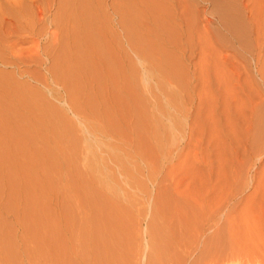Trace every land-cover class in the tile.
<instances>
[{
  "label": "rangeland",
  "instance_id": "374dc122",
  "mask_svg": "<svg viewBox=\"0 0 264 264\" xmlns=\"http://www.w3.org/2000/svg\"><path fill=\"white\" fill-rule=\"evenodd\" d=\"M32 1L22 0L24 6L22 4L23 12L20 20L16 17L17 21L11 20V23L5 26L6 28L4 26L0 28V38H2L0 41V84H3V86L0 85V106L2 107H0V129L3 131L0 130V264H56L55 259L52 260V258L57 257L56 252L60 248L56 245L59 235L57 229L54 231L56 233H52L51 229L57 223L61 224V221L66 222V227L72 225L71 228L68 227V233L72 238L70 240H75L72 244L75 243L73 247L76 256L71 259L72 256L63 255V258L60 257V264H65L64 258L66 264H71V262L72 264L73 262L74 264L85 262L86 264H91V262L100 264L99 262L104 259L103 264L106 262L107 264H264V0H173V4H180L177 6L178 9L175 8V4L168 3L171 0L168 2L165 0L169 5L175 6L173 9L170 8L172 11L164 0H159L162 3L165 2L164 5L167 6H163V9L165 7L163 11L158 9L161 6L157 5L156 11H153L156 12V17L151 14L153 12L149 11L150 16L149 12L136 7L139 5L131 3L136 1L128 0V4L127 0H119V8L124 9L131 5L129 10H138L136 12L131 10L132 13L123 11L124 17H122V13L115 14L110 9L111 4L109 6V3L111 2L109 1L111 0H100L103 3V14L109 15L112 12L107 16L108 24H110L106 26L104 24L103 31L107 32L110 28L115 31L116 34H113L117 39L114 40L119 42V46L113 45L114 40L111 39L114 36L110 37V35H107L106 40L103 39L108 41L104 44L109 47L105 48L106 46L102 44L103 47L99 45L101 47L99 49L97 46L95 50L99 49V56H104L101 57L103 63L106 61L105 66L104 64L102 66V63L100 68L97 66L98 71L93 66L94 64L99 65L97 63L99 56L98 53L95 54L96 51L90 54L87 48L84 50L82 47H77L76 51V47L73 46V49L67 52L58 47L59 51H56V48L50 55L46 42L48 43L50 30L54 28L51 29L52 26L49 24L48 26L47 22L44 26L37 20V6L42 0ZM57 1L55 0L49 7L56 16L59 14H56L60 9L58 6L62 4L58 3L63 2L58 1L57 3ZM147 1L149 0L145 2ZM156 1L149 2L155 4ZM114 2L118 4V0ZM54 14L48 13L49 17L51 15L54 17ZM177 14L180 15L177 16ZM116 15L125 20L118 21L120 17ZM163 15L170 20H160V17L163 19ZM56 16L55 18L58 19ZM142 16H147V20ZM174 17L178 18L175 22ZM156 19L157 22H162L160 24L163 28L154 21ZM190 19L193 23L195 22V25L190 24ZM170 21L175 24L171 22L172 25H170ZM148 24L150 27L153 24L154 27L149 28ZM132 25L134 28H131ZM202 29L208 33L206 34L205 31H203L205 35L199 33ZM39 31H42V34ZM93 38L96 42V36ZM99 38L102 42V38ZM206 38L209 39L206 40ZM128 39L135 45L130 44ZM4 40L7 42L5 43ZM206 41L210 43L209 46ZM35 42L38 47L34 44ZM129 44L133 46L130 47ZM35 47L39 50L34 49ZM40 47L44 48V52ZM33 50L40 52L43 58L48 57L50 61L47 62L45 59L46 64L40 63L42 58L38 57L39 54H35ZM86 50L89 55L85 53V56H90L89 59L93 57L90 59L91 62L86 60L87 56L83 57ZM45 51L48 52L45 53ZM123 52L129 56L128 59L121 57ZM31 55H34L36 59L34 60ZM36 55L40 59L38 60L40 65L37 63ZM69 55H72V58ZM52 56L55 57V62ZM75 57H78L80 62L86 61L82 63L87 66H82L83 64L75 61ZM93 61H95L94 64ZM100 71H104L105 74L109 71L110 78ZM99 72L106 78L99 79ZM63 77L65 81L61 82ZM66 92L69 94L71 92V94ZM9 94L14 96L13 99L9 97ZM17 98L19 101H16ZM75 154L80 158H77ZM82 169L86 171L83 172ZM90 175H93V179ZM94 179H96V187L102 185L104 190L106 188L107 196L113 197L117 204L107 199L104 200L108 201L110 206L117 205L116 207L122 213L118 209L117 214L111 211L107 202L104 203L101 200L103 196L99 195V190L97 191L94 185L90 188V182ZM60 182H63L62 185ZM78 184L89 192L85 193L91 199L93 198L92 201L90 199V210L87 211L90 221L92 218L89 212L95 213L93 208L99 206V203L103 208L108 207L104 208V212L110 210L109 212L115 213L112 215L109 212V215L107 212L104 213L107 218L105 215L106 219L102 218L106 225L107 219L109 223L112 217L113 222L116 216L119 218L120 223L116 221L117 218L114 227L110 221L109 229L103 223L100 225L103 226V233L105 229L104 234L105 236L107 234L109 239L103 238V241L99 239L97 244L100 243L97 245L92 242L94 238L88 237L87 241L90 242L93 239L91 242L97 248L103 242L101 246L103 248H99L104 254L100 252L101 250H96L94 244L96 249L93 248L92 243H90L91 247L96 252L93 249L89 250L85 240L87 239L86 233L82 232L84 224L80 218L87 215L85 212L88 205L85 206V211L81 205H78L81 210L76 207L75 211L72 205L70 206L74 201L77 202L73 198L79 192L76 191ZM60 185L62 187H59ZM33 198L35 201L32 200ZM94 200L103 203L96 201V205ZM119 206L122 207H120L121 210ZM116 207H111V209L116 210ZM77 210L78 214L75 213ZM82 210L86 215H82ZM57 211H59L58 214ZM80 211L81 214L78 217ZM56 214L60 216L57 217ZM61 214L62 216L67 214L65 219L63 217L66 221L61 219ZM85 218L88 219L87 216ZM42 222L45 228L41 227ZM115 225L121 228V232ZM44 229L51 233L47 235L48 238ZM40 231L47 238H44L47 243L40 237L42 236ZM106 232H111L112 235L113 232L118 234L120 232L122 235L119 234L120 236L117 237L118 234H114L115 238L114 235L111 237L112 235ZM122 237L125 241L121 239ZM113 239L118 241L117 245L115 244L117 241ZM105 241L112 246L115 242L116 247H113L116 252H114L117 253V248L119 250L117 255L112 254L113 251L111 254L119 262L106 261L110 259L105 254V252L108 254L107 247H110V251L112 249L111 245L107 246ZM118 245L120 248L117 247ZM87 250L90 253L93 252L90 254ZM85 256L88 260L84 258ZM100 256L105 258H100Z\"/></svg>",
  "mask_w": 264,
  "mask_h": 264
},
{
  "label": "bare ground",
  "instance_id": "6f19581e",
  "mask_svg": "<svg viewBox=\"0 0 264 264\" xmlns=\"http://www.w3.org/2000/svg\"><path fill=\"white\" fill-rule=\"evenodd\" d=\"M25 1H27V0H25ZM32 0H30V2H31ZM33 1H37V0H33ZM32 1V2H33ZM41 1V0H40ZM55 0H42L41 1V3H40V5H38L37 6V9H38V14H36L37 16V20L38 21H40V24H44V26H46V22H47V25L49 24V25H51L52 27H51V29L52 28H54L53 30H50V32H49V35H48V43L46 42V47L49 49L48 51H49V53H51L52 51H55L54 49H56V51H59V48L58 47H60V49H62V50H67V52H68V50H71V49H73V46H74V48L76 49V51H77V47H82L84 50H85V48H87L88 49V51H89V53L91 52L92 53V51H93V53L96 51L95 49L97 48V46H101L102 44H106L108 41H104L103 39L105 38V40L107 39L106 37H107V35H110V37L112 36H114V38L113 39H111V40H114V39H117V38H115V31H112V29L110 28V30H108L107 32H104L103 30H104V28H105V26H106V24L107 25H109L108 24V21H107V19H108V17L107 16H109L107 13H104L103 14V8H102V4L103 3H101V1L100 0H58V1H63V2H59L58 3V1H57V3L58 4H60V3H62V4H60V6H58V9H59V7H60V9H59V11L58 12H56V14L57 13H59V14H57V16L54 14L55 12H53L52 13V11H51V9L49 8V7H51L52 5H53V2H54ZM115 0H111V1H109V2H111V3H109V6H110V4H111V7H110V9L115 13V14H121L123 11L126 13H129V12H131V10L132 9H130L129 10V8L130 7H132L131 5L130 6H126L127 8H119L118 6H119V0H118V4H116L117 3V1H116V3L114 2ZM122 1V0H121ZM120 1V4L122 3ZM132 1H136V2H131V3H133L134 5L136 4V5H139V6H136V7H140L141 8V10H143V11H146V12H153V11H156V7H157V5H158V7L159 6H161V7H159L158 9H162L163 11H164V9H165V7L167 6V5H169L168 3H172V1L173 0H171V1H169V0H164L166 3H167V5H164V3L165 2H163L162 3V1L160 2L159 0H157L156 1V6H154L155 4H154V2L151 4L149 1H152V0H149V1H147V3L145 2H143V0H132ZM124 2V1H123ZM126 2H128V0L126 1ZM150 4H149V3ZM24 2H22V0H0V28H2L3 26L5 27V26H7V25H9L10 23H11V20H14V21H17V20H15L16 19V17H18V19L20 20V16H22V12H23V7H22V4H23ZM38 3V2H37ZM159 3H160V5H159ZM179 3V2H178ZM56 4V3H55ZM107 4V3H106ZM123 4V3H122ZM121 4V5H122ZM125 4H127V3H125ZM124 4V5H125ZM128 4H129V2H128ZM132 4V5H133ZM173 4V3H172ZM175 5H176V3H174ZM173 4V5H174ZM27 5V4H26ZM31 5V4H30ZM41 5H43L42 7H41ZM105 5V4H104ZM120 5V6H121ZM123 5V6H124ZM180 5V4H179ZM178 4L176 5V7L175 6H171V5H169L170 7H169V9L172 7V9H173V7H175L176 9H178L177 8V6H179ZM244 5V4H243ZM23 6H24V4H23ZM40 6V7H39ZM44 6H47L46 8L44 7ZM163 6H165L164 7V9H163ZM26 7V6H25ZM29 7V6H28ZM33 7V6H32ZM35 7V6H34ZM54 7H55V5H54ZM133 7H135V6H133ZM144 8V9H143ZM174 8V9H175ZM194 8V7H193ZM127 9V10H126ZM172 9H170L171 11H172ZM175 9V10H176ZM30 10V9H29ZM32 10V9H31ZM166 10H168L167 8H166ZM24 11H25V9H24ZM56 11V10H55ZM134 10H132V12H133ZM136 11H138V10H136ZM136 11H134V12H136ZM161 11V10H160ZM28 12V11H27ZM34 12H35V10H34ZM36 12H37V10H36ZM49 12H51V14H54V17H52V15H51V17H49V15H48V13ZM110 12V11H109ZM108 12V13H109ZM131 12V13H132ZM150 12H149V15L151 16V14H153V15H155V13L153 12V13H151L150 14ZM170 12V11H169ZM178 12V11H177ZM195 12V11H194ZM33 13V12H32ZM160 13V12H159ZM165 13H167V12H165ZM174 13V12H173ZM178 13H180V12H178ZM31 14V13H30ZM119 14V15H120ZM124 13H122L121 15H123ZM170 14V13H169ZM168 14V15H169ZM190 14V13H189ZM28 15V14H27ZM128 15V14H127ZM140 15H142V14H140ZM147 15V14H146ZM167 15V16H168ZM175 15V14H174ZM180 15V14H179ZM178 14H177V16H179ZM181 15H182V13H181ZM229 15V14H228ZM55 16L56 17H58V19L57 18H55ZM113 16V15H112ZM118 18L120 17V19L118 20V21H121L122 22V20H125V19H121V16H118V15H116ZM125 16H126V14H125ZM129 16H130V14H129ZM160 16V15H159ZM170 16V15H169ZM171 16H172V14H171ZM176 16V15H175ZM227 16V15H226ZM27 17V16H26ZM26 17H25V19H26ZM29 17V16H28ZM122 17H124V15L122 16ZM131 17H133V16H131ZM147 17V16H146ZM145 16H142V18H145L146 20H147V18H146ZM155 17H156V15H155ZM193 17V16H192ZM55 18V19H54ZM102 18V19H101ZM135 18H136V16H135ZM134 18V19H135ZM154 18V17H153ZM190 18H191V16H190ZM195 18V17H194ZM57 19V20H56ZM109 19H110V17H109ZM130 19V18H129ZM128 19V20H129ZM160 20H164V21H167V20H170V18H167L166 16H164L163 15V19L160 17L159 18ZM171 19L173 20V17H171ZM176 19H178L177 17L175 18L174 17V22L176 21ZM228 19V18H227ZM30 20V19H29ZM32 20V19H31ZM56 20V21H55ZM143 20V19H142ZM145 20V21H146ZM191 20V19H190ZM126 21H127V19H126ZM134 21H136V20H134ZM155 22H157V19L156 20H154ZM159 21V20H158ZM195 21V20H194ZM21 22V21H20ZM27 22H29V21H27ZM129 23H130V21H128ZM148 22V21H147ZM153 22V21H152ZM172 21H170V23H171ZM174 22H172L173 24H175ZM180 22V21H179ZM191 22V23H190ZM189 23L190 24H194L193 22H192V20L190 21ZM16 24H17V22H15ZM19 23V22H18ZM26 23V22H25ZM30 23V22H29ZM28 23V24H29ZM119 23V22H118ZM117 23V24H118ZM135 24L136 23H139V22H134ZM145 23V22H144ZM148 23H151V22H148ZM154 23V22H153ZM157 23H162V22H157ZM167 23V22H166ZM172 23L170 24V25H172ZM178 23V22H177ZM187 23H188V21H187ZM21 24V23H20ZM27 24V25H28ZM105 24V26L103 27V25ZM124 23H122V25H123ZM135 24H133V25H135ZM141 24H143V23H141ZM154 24H156V23H154ZM189 24V25H190ZM34 25V24H33ZM36 25V24H35ZM48 25V26H49ZM121 25V26H122ZM133 25H132V27L131 28H134L133 27ZM153 25V24H152ZM151 25V27L153 28L154 27V25L152 26ZM156 25H158V24H156ZM160 25H162V24H160ZM159 25V26H160ZM166 25V24H165ZM165 25H164V27H165ZM167 25H169V23L167 24ZM195 25V24H194ZM11 26V25H10ZM28 26H30V25H28ZM41 26H43V25H41ZM43 26V27H44ZM128 26V25H127ZM159 26H156V27H159ZM38 27V26H37ZM101 27H103L102 28V31L100 30L101 29ZM109 27H111V26H109ZM136 27H137V25H136ZM148 27L149 28H151L150 27V25L148 24ZM178 27V26H177ZM6 28V27H5ZM36 28V27H35ZM40 28V27H39ZM38 28V29H39ZM108 28V27H107ZM113 28V27H112ZM128 28V27H127ZM129 28H130V26H129ZM147 28V27H146ZM148 28V29H149ZM160 28H161V26H160ZM162 28H163V25H162ZM168 28V27H167ZM166 28V29H167ZM31 30H32V28H30ZM29 29V30H30ZM42 29V28H41ZM140 29V28H139ZM144 29V28H143ZM230 29V28H229ZM2 30V29H1ZM37 30V29H36ZM99 30L101 31V32H99ZM114 30V29H113ZM131 30V29H130ZM152 30V29H151ZM172 30V29H171ZM177 30V29H176ZM179 30H180V28H179ZM2 31H4V30H2ZM33 31V30H32ZM99 32L98 34H96V33H94V32ZM154 31H156V30H154ZM160 31V30H159ZM170 31V30H169ZM203 31H205V33H206V30H204V29H202V32L200 31L199 33H203L204 35H205V33L203 32ZM208 31V30H207ZM1 32V31H0ZM6 32V31H5ZM12 32V31H11ZM27 32V31H26ZM35 32V31H34ZM40 32V31H39ZM39 32H37V33H39ZM42 32V31H41ZM40 32V33H41ZM120 32V31H119ZM129 32V31H128ZM132 32V31H131ZM147 32V31H146ZM162 32V31H161ZM191 32V31H190ZM3 33V32H2ZM101 33V34H100ZM113 33H115V34H113ZM126 33V32H125ZM142 33V32H141ZM192 33V32H191ZM208 33V32H207ZM206 33V34H207ZM222 33V32H221ZM224 33H227V32H224ZM6 34V33H5ZM10 34V33H9ZM42 34V33H41ZM96 34V35H95ZM157 34V33H156ZM166 34H168V33H166ZM171 34V33H170ZM177 34V33H176ZM202 34V35H203ZM230 34V33H229ZM38 35V34H37ZM135 35V34H134ZM154 35V34H153ZM158 35V34H157ZM190 35V34H189ZM197 35V34H196ZM199 35V34H198ZM3 36H5L4 34H3ZM59 36H60V38H59ZM93 36H96V39H97V41L95 42V40H94V38H93ZM125 36H126V34H125ZM128 36V35H127ZM2 37V36H1ZM47 37V36H46ZM99 37H101L102 38V42H100L101 41V39L99 38ZM171 37V36H170ZM179 37V36H178ZM122 38V37H121ZM126 38H128V37H126ZM129 38H130V36H129ZM1 39L2 38H0V41H1ZM135 39V38H134ZM176 39V38H175ZM205 39V38H204ZM209 39V38H208ZM207 38H206V40H208ZM111 40L109 41V42H111ZM174 40V39H173ZM3 41V40H2ZM5 41V40H4ZM46 41H47V39H46ZM121 41V40H120ZM127 41H129V39L127 40ZM7 41H5V43H6ZM134 42H135V40H134ZM141 42V41H140ZM204 42H205V40H204ZM121 43V42H120ZM129 43H130V41H129ZM206 43H207V41H206ZM205 43V44H206ZM2 44V43H1ZM37 47H38V45H37V43L35 42L34 43ZM39 44V43H38ZM104 44V45H105ZM110 45H111V43H109ZM118 45L119 46V42L118 41H116V40H114L113 41V45ZM130 44H133V45H135L134 43H133V41H131V43ZM129 44V45H130ZM166 44V43H165ZM173 44V43H172ZM204 44V43H203ZM202 44V45H203ZM208 44V43H207ZM206 44V45H207ZM210 44V43H209ZM209 44H208V46H209ZM3 45V44H2ZM34 45V46H35ZM116 45V46H117ZM121 45V44H120ZM132 45V46H133ZM163 45V44H162ZM206 45H204V46H206ZM1 46V45H0ZM42 46H44V45H42ZM98 47L99 49L101 48V47H103V45L101 46V47ZM106 47L105 48H107V47H109V46H107V45H105ZM125 46V45H124ZM131 45H130V47H132ZM37 47H35L34 49H36L37 50ZM139 47V46H138ZM203 47V46H202ZM41 48V47H40ZM44 48H45V46H44ZM44 48H41L42 49V51L44 50ZM46 48V49H47ZM81 48V49H82ZM120 48V47H119ZM126 48V47H125ZM136 48V47H135ZM182 48H184V47H182ZM40 49V50H41ZM79 49V48H78ZM80 49V50H81ZM99 49H98V51H99ZM133 49H134V47H133ZM33 50V52L35 53V54H39L40 52H38L37 53V51L39 50ZM102 50V49H101ZM132 50V49H131ZM135 50V49H134ZM48 51H45V53L46 52H48ZM82 51V50H81ZM87 51V50H86ZM88 51L87 52H84L83 54H84V56L83 57H86L85 56V53H88ZM98 51H96L95 52V54H97L98 53ZM110 51V50H109ZM144 51V50H143ZM152 51V50H151ZM44 52V51H43ZM43 52H42V54H43ZM71 52V51H70ZM101 52V51H100ZM105 52V51H104ZM103 52V53H104ZM159 52V51H158ZM56 53V52H55ZM89 53H88V55H89ZM90 53V54H91ZM149 53V52H148ZM154 53V52H153ZM34 54V55H35ZM94 54V55H95ZM157 54V53H156ZM33 55V56H34ZM45 55V54H44ZM47 55H48V53H47ZM50 55H52V53L50 54ZM78 55V54H77ZM93 55V54H92ZM100 55V53H98V56ZM106 55V54H105ZM139 55V54H138ZM18 56V55H17ZM32 56V55H31ZM32 56V58L35 60L36 58H34ZM40 56V54L38 55V57ZM72 56V55H71ZM70 55H69V57L70 58H72ZM96 56V55H95ZM97 56V57H98ZM103 55H101V57H102ZM21 57V56H20ZM19 57V58H20ZM36 57H37V55H36ZM38 57H37V63H39L38 62V60H40V59H38ZM41 57V56H40ZM45 58H43V57H41L42 59H41V61H40V63H45V59L47 60V62H48V60L49 59H47L48 57H46V56H44ZM50 57V56H49ZM54 56H52V60L55 62V57L53 58ZM69 57H68V59H69ZM78 57H79V55H78ZM78 57L76 58L75 57V61H78L79 63H81V65L83 64L82 62H86V61H82V62H80L79 60H78ZM83 57H82V60H84L83 59ZM88 57V56H87ZM90 57V56H89ZM89 57L86 59V60H89L90 62H91V60L90 59H93V57L92 58H90L89 59ZM96 57V58H97ZM100 56H99V58H98V61H97V63L99 64V65H95L94 64V62L95 61H93V64H91V66L93 65L94 67H96L97 68V71L99 70L98 69V67L100 68L101 66V63H102V66H103V64H104V66H105V62L103 63V58H101ZM104 57V56H103ZM114 57V56H113ZM116 57V56H115ZM122 58H124L125 60L126 59H128L129 58V56L125 53V52H123L122 53V56H121ZM133 57V56H132ZM165 57V56H164ZM28 58H29V56H28ZM31 58V57H30ZM31 58V59H32ZM145 58V57H144ZM163 58V57H162ZM21 59V58H20ZM25 59V58H24ZM24 59H23V61H24ZM31 59H30V61H31ZM32 59V60H33ZM50 59H51V57H50ZM108 59V58H107ZM110 59V58H109ZM115 59V58H114ZM117 59V58H116ZM167 59H169L168 57H167ZM176 59V58H175ZM2 60V59H1ZM13 60V59H12ZM26 60V59H25ZM62 60H63V58H62ZM61 60V61H62ZM105 60V59H104ZM130 60V59H129ZM205 60V59H204ZM6 61V60H5ZM50 61V60H49ZM67 61V60H66ZM74 61V60H73ZM111 61V60H110ZM115 61H117V60H115ZM131 61V60H130ZM153 61V60H152ZM168 61V60H167ZM9 62V61H8ZM32 62V61H31ZM34 62V61H33ZM108 62V61H107ZM122 62V61H121ZM172 62H174V61H172ZM40 63H39V65H40ZM56 63H57V60H56ZM78 63V64H79ZM96 63V64H97ZM109 63V62H108ZM123 63V62H122ZM127 63V62H126ZM154 63V62H153ZM159 63V62H158ZM46 64V63H45ZM52 64H53V62H52ZM64 64V63H63ZM77 64V65H78ZM125 64V63H124ZM128 64V63H127ZM169 64V63H168ZM37 65V64H36ZM44 65V64H43ZM61 65V64H60ZM76 65V64H75ZM80 65V66H81ZM109 65H110V63H109ZM112 65V64H111ZM116 65H117V63H116ZM45 66V65H44ZM79 66V65H78ZM82 66H87V65H85V64H83ZM90 66V65H89ZM98 66V67H97ZM120 66H122V65H120ZM128 66V65H127ZM171 66V65H170ZM46 67V66H45ZM48 67V66H47ZM53 67V66H52ZM57 67V66H56ZM109 67V66H108ZM111 67V66H110ZM114 67V66H113ZM59 68V67H58ZM74 68H75V66H74ZM82 68V67H81ZM85 68V67H84ZM104 68V67H103ZM103 68H101V69H103ZM121 68V67H120ZM129 68V67H128ZM161 69V68H160ZM167 69V68H166ZM87 70V69H86ZM107 70V66H106V69H105V71ZM132 70V69H131ZM139 70V69H138ZM158 70V69H157ZM164 70V69H163ZM169 70V69H168ZM51 71H52V69H51ZM50 71V72H51ZM54 71V70H53ZM102 71V70H101ZM100 71V72H101ZM123 71H124V69H123ZM130 71V70H129ZM135 71V70H134ZM176 71V70H175ZM48 72H49V70H48ZM72 72V74H73V71H71ZM87 72V71H86ZM99 72V73H100ZM104 72V71H103ZM103 72H101V73H103ZM109 71H107L106 72V74H105V72L103 73V74H105L106 76L108 75V77H109V73H108ZM186 72V71H185ZM12 73V72H11ZM75 73V72H74ZM91 73H92V71H91ZM98 73V74H99ZM101 73H100V75H98L99 76V79L101 78V77H104V75L102 76L101 75ZM108 73V74H107ZM119 73H121V72H119ZM161 73H162V71H161ZM166 73V72H165ZM184 73V72H183ZM8 74V73H7ZM51 74V73H50ZM55 74V73H54ZM62 74V73H61ZM77 74H78V72H77ZM83 74V73H82ZM118 74V73H117ZM127 74V73H126ZM158 74V73H157ZM174 74V73H173ZM12 75V74H11ZM57 75V74H56ZM81 75V74H80ZM132 75V74H131ZM166 75V74H165ZM61 76V75H60ZM74 76V75H73ZM94 76V75H93ZM106 76L104 77V79L106 78ZM136 76V75H135ZM183 76H185V75H183ZM1 77V76H0ZM88 77V76H87ZM115 77H117V76H115ZM115 77H114V79H115ZM122 77V76H121ZM123 77H124V74H123ZM128 77V76H127ZM150 77V76H149ZM167 77V76H166ZM3 78V77H2ZM5 78V77H4ZM7 78H8V76H7ZM64 78L65 77H63L62 79H61V82H62V80H64ZM110 78V77H109ZM112 78V77H111ZM118 78V77H117ZM116 78V79H117ZM129 78V77H128ZM185 78H186V76H185ZM15 79V78H14ZM73 79V78H72ZM125 79V78H124ZM171 79V78H170ZM40 80V79H39ZM44 80V79H43ZM59 80V79H58ZM69 80V79H68ZM67 80V81H68ZM97 80V79H96ZM103 80V79H102ZM121 80V79H120ZM134 80V79H133ZM10 81V80H9ZM16 81V80H15ZM65 81V80H64ZM99 81V80H98ZM111 81V80H110ZM131 81V80H130ZM148 81V80H147ZM180 81H181V79H180ZM184 81V80H183ZM4 82V81H3ZM18 82V81H17ZM74 82V81H73ZM82 82V81H81ZM96 82V81H95ZM116 82V81H115ZM114 82V83H115ZM134 82V81H133ZM6 83V82H5ZM78 83V82H77ZM98 83V82H97ZM105 83V82H104ZM130 83V82H129ZM65 84V83H64ZM70 84V83H69ZM100 84H101V82H100ZM110 84V83H109ZM127 84H128V82H127ZM1 85V84H0ZM63 85V84H62ZM78 85V84H77ZM84 86H85V84H83ZM98 85V84H97ZM126 85V84H125ZM1 86H3V84L1 85ZM8 86V85H7ZM14 86V85H13ZM20 86V85H19ZM75 86V85H74ZM184 86V85H183ZM16 87H18V86H16ZM121 87H122V85H121ZM125 87V86H124ZM4 88V87H3ZM22 88V87H21ZM103 88V87H102ZM92 89V88H91ZM116 89V88H115ZM137 89V88H136ZM181 89V88H180ZM4 90V89H3ZM76 90H77V88H76ZM14 91V90H13ZM80 91V90H79ZM117 91V90H116ZM40 92V91H39ZM112 92V91H111ZM38 93V92H37ZM67 94H69V92H66ZM76 93H77V91H76ZM92 93H94V92H92ZM3 94V93H2ZM33 94H34V92H33ZM70 94H71V92H70ZM69 94V95H70ZM73 94V93H72ZM101 94V93H100ZM111 94V93H110ZM121 94V93H120ZM12 95H14V94H12ZM22 95V94H21ZM68 95V96H69ZM17 96V95H16ZM83 96V95H82ZM93 96V95H92ZM91 96V97H92ZM136 96H137V94H136ZM9 97H12V96H10V94H9ZM14 97V96H13ZM13 97H12V99H13ZM23 97V96H22ZM26 97V96H25ZM24 97V98H25ZM33 98V97H32ZM129 98V97H128ZM131 98V97H130ZM8 99V98H7ZM92 99V98H91ZM117 99V98H116ZM5 100V99H4ZM29 100V99H28ZM51 100V99H50ZM49 100V101H50ZM79 100V99H78ZM11 101V100H10ZM9 101V102H10ZM16 101H19V98H17L16 99ZM52 101V100H51ZM70 101V100H69ZM127 101V100H126ZM132 101V100H131ZM134 101V100H133ZM13 102V101H12ZM22 102H24V101H22ZM27 102V101H26ZM59 102V101H58ZM72 102V101H71ZM106 102V101H105ZM118 102V101H117ZM25 103V102H24ZM30 103V102H29ZM64 103V102H63ZM101 103V102H100ZM146 103V102H145ZM54 103H52V105H53ZM72 104V103H71ZM144 104V103H143ZM9 105V104H8ZM24 105V104H23ZM73 105H75V104H73ZM79 105H81L80 103H79ZM10 106V105H9ZM33 106V105H32ZM31 106V107H32ZM55 106V105H54ZM58 106V105H57ZM63 106V105H62ZM76 106V105H75ZM132 106V105H131ZM134 106V105H133ZM145 106H147V105H145ZM1 107V106H0ZM87 107V106H86ZM110 107V106H109ZM125 107V106H124ZM2 108V107H1ZM9 108H11V107H9ZM25 108H27V107H25ZM36 108V107H35ZM56 108V107H55ZM59 108V107H58ZM74 108V107H73ZM137 108V107H136ZM57 109V108H56ZM75 109V108H74ZM121 109V108H120ZM18 110V109H17ZM27 110V109H26ZM45 110H47V109H45ZM62 110V109H61ZM79 110V109H78ZM92 110V109H91ZM145 110V109H144ZM5 111V110H4ZM11 111V110H10ZM94 111V110H93ZM135 111V110H134ZM139 111V110H138ZM33 112V111H32ZM42 112V111H41ZM74 112V111H73ZM99 112V111H98ZM104 112V111H103ZM128 112V111H127ZM34 113V112H33ZM48 113V112H47ZM60 113V112H59ZM82 113V112H81ZM130 113V112H129ZM135 113V112H134ZM141 113V112H140ZM144 113V112H143ZM146 113H147V111H146ZM146 113H144V114H146ZM4 114V113H3ZM49 114H51V113H49ZM95 114V113H94ZM142 114V113H141ZM149 114V113H148ZM10 115V114H9ZM12 115V114H11ZM15 115V114H14ZM21 115V114H20ZM54 115V114H53ZM52 115V116H53ZM63 115V114H62ZM21 116H23V115H21ZM56 116V115H55ZM105 116V115H104ZM129 116V115H128ZM135 116H137V115H135ZM144 116V115H143ZM24 117V116H23ZM26 117V116H25ZM63 117V116H62ZM88 117V116H87ZM96 117V116H95ZM98 117V116H97ZM149 117V116H148ZM12 118V117H11ZM21 118V117H20ZM33 118V117H32ZM150 118V117H149ZM149 118H147V119H149ZM13 119V118H12ZM46 119V118H45ZM53 119V118H52ZM126 119V118H125ZM136 119H138V118H136ZM140 119V118H139ZM8 120V119H7ZM23 120V119H22ZM60 120V119H59ZM135 120V119H134ZM16 121V120H15ZM52 120H50V122H51ZM61 121V120H60ZM65 121H67V120H65ZM148 121V120H147ZM5 122V121H4ZM14 122V121H13ZM32 122V121H31ZM54 122V121H53ZM105 122V121H104ZM109 122V121H108ZM118 122V121H117ZM123 122V121H122ZM141 122V121H140ZM149 122H150V120H149ZM33 123V122H32ZM36 123V122H35ZM55 123V122H54ZM59 123V122H58ZM125 123V122H124ZM152 122H150V124H151ZM5 124H6V122H5ZM62 124V123H61ZM107 124V123H106ZM111 123H109V125H110ZM115 124V123H114ZM148 124V123H147ZM1 125V124H0ZM3 125V124H2ZM7 125V124H6ZM15 125V124H14ZM28 125V124H27ZM30 125V124H29ZM74 125V124H73ZM145 125V124H144ZM143 125V126H144ZM5 126V125H4ZM10 126V125H9ZM8 126V127H9ZM66 126V125H65ZM76 126V125H75ZM74 126V127H75ZM140 126V125H139ZM69 127V126H68ZM146 127H147V125H146ZM2 128V127H1ZM34 128V127H33ZM76 128V127H75ZM9 129V128H8ZM51 129V128H50ZM58 129V128H57ZM67 129V128H66ZM91 129V128H90ZM102 129V128H101ZM107 129V128H106ZM147 129H149V128H147ZM1 130V129H0ZM34 130V129H33ZM47 130V129H46ZM98 130V129H97ZM119 130V129H118ZM144 130V129H143ZM14 131V130H13ZM38 131V130H37ZM1 132H3L2 130H1ZM10 132H12L11 130H10ZM52 132V131H51ZM65 132V131H64ZM63 132V133H64ZM68 132H70V131H68ZM67 132V133H68ZM105 132V131H104ZM5 133V132H4ZM115 133V132H114ZM133 133V132H132ZM8 134H10V133H8ZM58 134H60V133H58ZM71 134V133H70ZM77 134V133H76ZM107 134V133H106ZM141 134V133H140ZM19 135V134H18ZM25 135V134H24ZM42 135V134H41ZM54 135V134H53ZM118 135V134H117ZM162 135V134H161ZM13 136V135H12ZM39 136V135H38ZM80 136V135H79ZM41 137V136H40ZM46 137V136H45ZM49 137V136H48ZM12 138V137H11ZM14 138H15V136H14ZM35 138V137H34ZM59 138V137H58ZM63 138V137H62ZM22 139H24V138H22ZM28 139H29V137H28ZM32 139V138H31ZM36 139V138H35ZM43 139V138H42ZM45 139H47V137L45 138ZM18 140V139H17ZM33 140V139H32ZM31 140V141H32ZM48 140V139H47ZM50 140V139H49ZM65 140V142H66V139H64ZM72 140V139H71ZM74 140V139H73ZM5 141V140H4ZM46 141V140H45ZM55 141V140H54ZM58 141V140H57ZM98 141V140H97ZM147 141V140H146ZM14 142V141H13ZM47 142V141H46ZM72 142V141H71ZM70 142V143H71ZM76 142V141H75ZM89 142V141H88ZM16 143H18L17 141H16ZM20 143H21V141H20ZM32 143V142H31ZM55 143V142H54ZM53 143V144H54ZM22 144H24V143H22ZM57 144V143H56ZM149 144V143H148ZM16 145V144H15ZM26 145V144H25ZM34 145H36V144H34ZM72 145V144H71ZM74 145V144H73ZM20 146V145H19ZM24 146V145H23ZM44 146V145H43ZM50 146V145H49ZM75 146V145H74ZM82 146H84L83 144H82ZM154 146V145H153ZM5 147V146H4ZM21 147V146H20ZM19 147V148H20ZM38 147V146H37ZM36 147V148H37ZM57 147V146H56ZM70 147V146H69ZM26 148H28V147H26ZM43 148V147H42ZM65 148V147H64ZM140 148V147H139ZM138 148V149H139ZM155 148V147H154ZM22 149V148H21ZM29 149V148H28ZM51 149H52V147H51ZM60 149V148H59ZM136 149V148H135ZM14 149H13V147H12V151H13ZM27 150V149H26ZM37 150H39V147H38V149ZM48 150V149H47ZM91 150V149H90ZM29 151V150H28ZM59 151V150H58ZM61 151V150H60ZM77 151V150H76ZM130 151V150H129ZM6 152H7V150H6ZM20 152V151H19ZM19 152H17V153H19ZM33 152H35V151H33ZM54 152V151H53ZM141 152V151H140ZM145 152V151H144ZM153 152V151H152ZM14 153V152H13ZM15 154V153H14ZM35 154V153H34ZM44 154V153H43ZM66 154V153H65ZM70 154V153H69ZM153 154V153H152ZM48 155V154H47ZM50 155H51V153H50ZM59 155V154H58ZM76 155V154H75ZM143 155V154H142ZM4 156H6L5 154H4ZM3 156V157H4ZM30 156V155H29ZM32 156V155H31ZM69 156V155H68ZM77 156V158L79 157L80 158V156H78V155H76ZM99 156V155H98ZM141 156V155H140ZM56 157H57V155H56ZM56 157H54V159L56 158ZM25 158V157H24ZM41 158V157H40ZM48 158V157H47ZM51 158H53V157H51ZM67 158V157H66ZM70 158V157H69ZM77 158H75V160L77 159ZM6 159V158H5ZM14 159V158H13ZM38 159H39V157H38ZM60 159V158H59ZM119 159V158H118ZM22 160V159H21ZM45 159H43V161H44ZM52 160V159H51ZM56 160H57V158H56ZM55 160V161H56ZM78 160V159H77ZM81 160V159H80ZM16 161H18V160H16ZM28 161V160H27ZM27 161H25V162H27ZM118 161V160H117ZM19 162H20V160H19ZM24 162V161H23ZM22 162V163H23ZM29 162V161H28ZM30 162H32V161H30ZM48 162V161H47ZM75 162V161H74ZM77 162V161H76ZM14 163V162H13ZM36 163V162H35ZM34 163V164H35ZM42 163V162H41ZM44 163V162H43ZM38 164V163H37ZM58 164H59V162H58ZM67 164V163H66ZM72 164V163H71ZM19 165V164H18ZM26 165V164H25ZM56 165V164H55ZM74 165V164H73ZM72 165V166H73ZM76 165V164H75ZM32 166V165H31ZM30 167V166H29ZM34 167V166H33ZM32 167V168H33ZM48 167V166H47ZM57 167H58V165H57ZM62 167V166H61ZM63 167H65V166H63ZM77 167V169L78 170H80L79 168H78V166H76ZM24 168V167H23ZM46 168V167H45ZM73 168H74V166H73ZM1 169V168H0ZM5 169V168H4ZM22 169V168H21ZM25 169V168H24ZM35 169H37V168H35ZM52 169V168H51ZM65 169H66V167H65ZM67 169H69V168H67ZM126 169V168H125ZM56 170V169H55ZM62 170V168H60V171ZM71 170V169H70ZM74 170V169H73ZM22 171V170H21ZM69 171V170H68ZM74 171H76V169L74 170ZM81 171H83V169L81 170ZM80 171V172H81ZM84 171H86V170H84ZM83 171V172H84ZM88 171V170H87ZM98 171V170H97ZM16 172H18V171H16ZM16 172H14V173H16ZM36 172V171H35ZM62 172H63V170H62ZM62 172H61V174H62ZM70 172V171H69ZM21 173V172H20ZM32 173V172H31ZM49 173V172H48ZM58 173V172H57ZM86 173V172H85ZM8 174V173H7ZM47 174V173H46ZM72 174V173H71ZM74 174H75V172H74ZM83 174V173H82ZM81 174V175H82ZM87 174V173H86ZM16 175H17V173H16ZM26 175V174H25ZM43 175V174H42ZM48 175V174H47ZM19 176V175H18ZM23 176V175H22ZM28 175H26V177H27ZM44 176V175H43ZM87 176H89L88 174H87ZM87 176L85 175V178H87ZM91 176V178H92V176L93 175H90ZM47 177V176H46ZM50 177V176H49ZM75 177V176H74ZM77 177V176H76ZM104 177V176H103ZM128 177V176H127ZM28 178V177H27ZM34 178V177H33ZM82 178V177H81ZM89 178V177H88ZM8 179H10V178H8ZM38 179V178H37ZM45 179V178H44ZM83 179H84V177H83ZM90 179V178H89ZM93 179V178H92ZM15 180V179H14ZM40 180V179H39ZM51 180V179H50ZM68 180V179H67ZM95 180L96 179H94L93 181H89L90 182V188H91V186L92 185H94L95 187H96V185H95ZM47 181H49V180H47ZM60 181H61V179H60ZM84 181H85V179H84ZM87 181H88V179H87ZM106 181V180H105ZM38 182V181H37ZM46 182V181H45ZM54 182V181H53ZM64 182V181H63ZM62 182V183H63ZM13 183V182H12ZM40 183V182H39ZM47 183V182H46ZM62 183L60 182V184L62 185ZM99 183V182H98ZM42 184V183H41ZM67 184V183H66ZM65 184V185H66ZM84 184V183H83ZM88 184V183H87ZM6 185H8V183L6 184ZM12 185V184H11ZM18 185V184H17ZM20 185V184H19ZM18 185V186H19ZM38 185V184H37ZM59 186V187H62V186ZM85 185V184H84ZM106 185V184H105ZM104 185V186H105ZM4 186V185H3ZM26 186V185H25ZM48 186V185H47ZM57 186H58V184H57ZM70 186V185H69ZM102 186V185H101ZM96 187V189H97V191H98V193H99V195H102L103 196V198L102 197H100V199L101 200H103L104 201V203L105 202H107V204L109 203V202H112V203H116V200L113 198V197H110V196H107V194H106V188H105V190L102 188V187ZM136 186V185H135ZM10 187V186H9ZM14 187V186H13ZM77 187V188H76ZM75 188H76V191H79L78 193H76L73 197V199L74 200H77V202H73L72 204H70V200H69V204H70V206L71 207H73L72 209H73V211H75V208L77 207V209L78 210H81V208L79 209V206L81 205V207H83V209H84V211H85V206L86 205H88L87 207H86V214H87V211H89L90 210V206H89V202H90V196H88L86 193L88 192V191H86L85 190V188L84 187H82V185H81V187H80V184H78L77 186H76ZM11 188V187H10ZM25 188V187H24ZM67 188V187H66ZM71 188V187H70ZM87 188V187H86ZM92 188H93V186H92ZM61 189V188H60ZM78 189V190H77ZM18 190V189H17ZM23 190V189H22ZM62 190V189H61ZM73 190V189H72ZM112 190V189H111ZM21 191V190H20ZM24 191V190H23ZM96 191V190H95ZM97 191H96V193H97ZM114 191V190H113ZM30 192V191H29ZM58 192V191H57ZM86 192V193H85ZM107 192H108V190H107ZM112 192V191H111ZM55 193V192H54ZM61 193V192H60ZM89 193V192H88ZM44 194V193H43ZM109 194V193H108ZM6 196V195H5ZM8 196V195H7ZM28 196V195H27ZM97 196V195H96ZM59 197H61V196H59ZM66 197V196H65ZM93 197V196H92ZM69 198H71V197H69ZM113 198V199H112ZM27 199V198H26ZM39 199V198H38ZM93 199V198H92ZM92 199H91V201H92ZM94 199H95V197H94ZM104 199H107V200H109V202L108 201H105ZM118 199V198H117ZM123 199V198H122ZM32 200H34V198L32 199ZM98 200V199H97ZM96 200V201H97ZM19 201V200H18ZM28 201V200H27ZM31 201V200H30ZM35 201V200H34ZM39 201V200H38ZM95 201V200H94ZM96 201H95V203H96ZM25 202V201H24ZM49 202H50V200H49ZM80 204H79V203ZM98 203L99 202H101V204L103 203L102 201H97ZM31 203V202H30ZM55 203V202H54ZM58 203V202H57ZM77 204V206H76V204ZM88 203V204H87ZM94 202H92V204H93ZM94 203V204H95ZM106 204V205H107ZM117 204V203H116ZM11 205V204H10ZM28 205H29V203H28ZM34 205H35V203H34ZM73 205H75V206H73ZM79 205V206H78ZM91 205V204H90ZM96 205H97V203H96ZM99 206H95L96 208H93L92 209V207H91V209L93 210V212L95 211V213H93L92 214V211H90L89 212V214L91 215V218H92V221H90V219H89V216H88V214L86 215V214H84V212H83V210H82V215H86L87 217H88V219L87 218H85V217H82V218H80L81 220V222H82V224H84L82 227H84V229H85V231H84V229H83V234H85V236H87V239H85L86 241L88 240V237L90 238H94V240H95V237H96V240L94 241L93 239V241L92 242H95V244H97V241H99V239H101L102 241H103V238H107V239H109L108 237H107V234H106V236H105V229H104V233H103V226H100V225H103V224H105V220H104V215L106 216V214H104V213H108L110 210L111 211H114V212H116L117 211V205L116 206H110L109 204H108V206H109V211H107V210H105V212H104V208H106L107 206L106 205H104V206H106V207H104L103 208V206L102 205H100V203L98 204ZM115 205V204H114ZM120 205V204H119ZM125 205V204H124ZM26 206V205H25ZM38 206V205H37ZM59 206V205H58ZM14 207V206H13ZM12 207V208H13ZM99 207V208H98ZM111 207H116L115 209L116 210H112V209H114V208H112L111 209ZM121 206H119V208H120ZM124 207V206H123ZM34 208H36V207H34ZM43 208V207H42ZM61 208V207H60ZM108 208V207H107ZM122 208V207H121ZM121 208H120V210H121ZM22 209V208H21ZM41 209V208H40ZM48 209H49V207H48ZM54 209V208H53ZM70 209V208H69ZM124 209V208H123ZM156 209V208H155ZM24 210V209H23ZM30 210V209H29ZM43 210V209H42ZM45 210H46V207H45ZM44 210V211H45ZM77 210V212H75V213H77L78 214V211ZM32 211V210H31ZM56 211V210H55ZM118 211H119V209H118ZM126 211V210H125ZM54 212V211H53ZM63 212H65V210L63 211ZM119 212H121V211H119ZM33 213V212H32ZM52 213V212H51ZM57 214L59 213V211H57L56 212ZM62 213V212H61ZM72 213H74V212H72ZM74 213V214H75ZM96 213H98V214H96ZM110 213V215H112V214H115V213H111V212H109ZM109 213H108V215H109ZM122 213V212H121ZM54 214V213H53ZM56 214V216L57 217H59L60 216V214L59 215H57ZM63 214V213H62ZM62 214H61V216H62ZM73 214V215H74ZM80 214H81V211H80V213H79V215H78V217H80ZM116 214H117V212H116ZM161 214V213H160ZM164 214V213H163ZM48 215V214H47ZM51 215V214H50ZM67 214H64V216H62V220L63 221H66V220H64L65 219V216H66ZM69 215V214H68ZM71 215V214H70ZM93 215H94V217H93ZM32 216V215H31ZM38 216V215H37ZM42 216V215H41ZM56 216H54L55 217V219H56ZM15 217V216H14ZM63 217H64V219H63ZM102 217H104V218H102ZM109 217V216H108ZM111 217V216H110ZM109 217V218H110ZM44 218V217H43ZM42 218V219H43ZM51 218V217H50ZM53 218V217H52ZM51 218V219H52ZM106 218H107V216H106ZM105 218V219H106ZM118 217L116 216V218H114L115 220L117 219ZM123 218V217H122ZM36 219V218H35ZM54 219V220H55ZM102 219H103V221H102ZM111 219H113V217L111 218ZM109 220V223H108V219L106 220V223H107V228L109 227L108 225H110V221L113 223L112 224V226L114 227V222H115V220H114V222L112 221V220ZM127 219V218H126ZM5 219H3V221H4ZM28 220V219H27ZM30 220H31V218H30ZM60 220V219H59ZM83 220H84V222H83ZM156 220V219H155ZM6 221V220H5ZM33 221V220H32ZM116 221H118V224L120 223V221H119V218H118V220H116ZM127 221V220H126ZM20 222V221H19ZM39 222V221H38ZM46 222H47V219H46ZM90 222V223H89ZM92 222V223H91ZM128 222V221H127ZM126 222V223H127ZM154 222V221H153ZM1 223V222H0ZM44 222H42L41 223V227L42 228H45V225L43 224ZM66 222H62L61 221V224H56L54 227H53V229H51L53 232L52 233H56V232H54V231H56V229H57V233H58V235H59V238L57 239V241H56V245L57 246H59L58 248V252H56L57 253V255H56V253L54 254V255H56L59 259H60V257L61 258H63L62 256L64 255H66L67 257L69 256V257H71V259L73 258V257H75L76 256V254L74 253V247H73V245H75V243H73L72 244V242L73 241H75L74 239H73V241H71L70 239H72V238H70L69 237V233H68V231H69V228L68 227H70L71 228V226L72 225H68V227H66V224H65ZM68 223V222H67ZM101 223H103V224H101ZM122 223V222H121ZM51 224V223H50ZM74 224V223H73ZM78 224V223H77ZM92 224V225H91ZM116 224H117V222H116ZM34 225V224H33ZM33 225H32V227H33ZM54 225V224H53ZM75 225V224H74ZM126 225V224H125ZM38 226V225H37ZM39 226H40V222H39ZM46 226H47V223H46ZM106 226H105V228H106ZM116 226V228H117V225H115ZM110 227H111V225H110ZM109 227V228H110ZM118 227H119V225H118ZM120 227H122V225H120ZM40 228V227H39ZM38 228V229H39ZM108 228V229H109ZM47 230H48V228H46ZM46 229H44V231H46L45 232V235H46V237H47V235L49 236V233H50V231H49V233L47 232V230ZM50 229V228H49ZM74 229V228H73ZM72 229V230H73ZM119 229V230H118ZM121 228H117V230L118 231H120L121 232V230H120ZM153 229V228H152ZM41 230V229H40ZM128 230V229H127ZM25 231V230H24ZM30 231V230H29ZM107 231V230H106ZM158 231H159V229H158ZM26 232V231H25ZM35 232V231H34ZM79 232V231H78ZM85 232V233H84ZM108 232H109V230H108ZM108 232H106V233H108ZM119 232V234H121ZM123 232V231H122ZM155 232V231H154ZM2 233H3V231H2ZM4 233H5V231H4ZM30 234H31V232H29ZM40 233H41V235H42V233L43 232H41L40 231ZM47 233V234H46ZM114 234H118V233H115V232H113ZM29 234V235H30ZM51 234V233H50ZM81 234V233H80ZM112 235V233L110 232V233H108V235ZM113 234V235H114ZM118 234V236L117 237H119L120 235ZM129 234V233H128ZM161 234V233H160ZM40 235V234H39ZM45 235L43 234L42 236H40V237H42V239H43V241L45 242V243H47L46 241L47 240H45V239H47L46 237H45ZM92 235H94V236H92ZM113 235L111 236V237H113ZM122 235V234H121ZM127 235V234H126ZM130 235V234H129ZM155 235V234H154ZM18 236V235H17ZM35 236V235H34ZM73 236H75V235H73ZM84 236V238H86ZM161 236V235H160ZM164 236V235H163ZM15 237V236H14ZM33 237V236H32ZM37 237V236H36ZM98 237V238H97ZM114 237H115V235H114ZM156 237V236H155ZM30 238V237H29ZM45 238V239H44ZM90 238V239H91ZM116 238V237H115ZM128 238V237H127ZM161 238V237H160ZM41 238H40V240H42ZM107 239H106V241H107ZM118 239V238H117ZM121 239H123V237L121 238ZM131 239V238H130ZM129 239V240H130ZM4 240V239H3ZM17 240V239H16ZM39 240V239H38ZM37 240V241H38ZM81 240V239H80ZM105 240V239H104ZM115 242L117 241V240H115V239H113ZM124 240V239H123ZM33 241V240H32ZM54 241V240H53ZM86 241H83L84 243L86 242ZM89 242V241H87V246L89 247V250H92L93 248H97V246L94 244V243H92V242ZM106 241H105V243H106ZM109 241V240H108ZM110 241H111V238H110ZM125 241V240H124ZM4 242V241H3ZM52 242V241H51ZM80 242H82V241H80ZM79 242V243H80ZM113 242V241H112ZM114 242V243H115ZM36 243V242H35ZM44 243V245L46 246V244ZM53 243V242H52ZM90 243H92V247H91V244ZM100 243V242H99ZM99 243L97 244V245H99ZM114 243H112L113 244V246L116 244H118V241L114 244ZM159 243V242H158ZM158 243H157V245H158ZM95 245V247H94V245ZM102 244H103V242H102ZM102 244L99 246L100 248H103V247H101L102 246ZM107 244V243H106ZM106 244H105V246H106ZM48 245H50L49 244V242H48ZM52 245V244H51ZM54 245V244H53ZM55 245V246H56ZM81 245V244H80ZM79 245V246H80ZM84 246H86L85 244H83ZM82 245V246H83ZM108 245H111V244H107V246ZM128 245V244H127ZM161 245V244H160ZM39 246V245H38ZM41 246H43V245H41ZM104 246V247H105ZM106 246V247H107ZM112 245H111V251H110V247H107V249H109L108 251L107 250H105V251H107L108 252V254H110V255H112L113 253H115L116 252V250H114V247H116V246H114L113 247ZM125 246V245H124ZM2 247V246H1ZM10 247H12V246H10ZM9 247V248H10ZM44 247V246H43ZM91 247V248H90ZM98 247V248H99ZM113 247V248H112ZM117 247H119L120 248V246L118 245ZM128 247H130V246H128ZM159 247V246H158ZM163 247V246H162ZM5 248V247H4ZM17 248H18V246H17ZM40 248V247H39ZM42 248V247H41ZM46 248V247H45ZM57 248V247H56ZM86 248V247H85ZM95 248V249H96ZM96 249V250H101L100 252L101 253H103L104 254V252L102 251V249ZM127 248V247H126ZM54 249V248H53ZM83 249H84V247H83ZM87 249V248H86ZM85 249V250H86ZM106 249V248H105ZM35 250V249H34ZM43 250H44V248H43ZM77 250V249H76ZM104 250V249H103ZM118 248H117V253H118ZM127 250V249H126ZM156 250V249H155ZM10 251V250H9ZM13 251H14V249H13ZM40 251V250H39ZM47 251V250H46ZM80 251V250H79ZM88 251V250H87ZM93 251H95L94 249H93ZM92 251V252H93ZM113 251V252H112ZM115 251V252H114ZM121 251V250H120ZM127 251H129V250H127ZM7 252V251H6ZM37 252V251H36ZM42 253L44 252V251H41ZM89 253H90V251H88ZM91 252V253H92ZM96 252V251H95ZM111 252H112V254H111ZM46 253H48V252H46ZM50 253H52V252H50ZM54 253V252H53ZM52 253V254H53ZM90 253V254H91ZM117 253H115V255H117ZM127 253V252H126ZM129 253V252H128ZM157 253V252H156ZM10 254V253H9ZM30 254V253H29ZM41 254V253H40ZM49 254V253H48ZM62 254V255H61ZM71 254H73V255H71ZM79 254V253H78ZM81 254V253H80ZM85 254V253H84ZM102 254V255H103ZM105 254H106V257L107 258H110L111 259V257L113 256H111V257H108V256H110V255H108L106 252H105ZM7 255V254H6ZM39 255V254H38ZM60 255V256H59ZM86 255V254H85ZM98 255V254H97ZM99 255H101V254H99ZM108 255V256H107ZM42 256V255H41ZM122 256V255H121ZM154 256V255H153ZM11 257V256H10ZM26 257V256H25ZM46 257H47V255H46ZM56 257V258H57ZM101 257H103V258H105L104 256H100V258ZM158 257V256H157ZM50 259H51V257H49ZM56 258H52V260L53 259H55L54 260V262H56V264L58 263V264H60V261H61V259L59 260L58 258L56 259ZM78 258H80V257H78ZM77 258V259H78ZM85 259H87L86 258V256L84 257ZM98 258V257H97ZM106 258V259H107ZM115 258V256H113V258L110 260V259H107L106 261H110V262H113L112 260H116V261H118L117 259H114ZM117 258V257H116ZM124 258V257H123ZM122 258V259H123ZM155 258V257H154ZM43 259V258H42ZM65 259V258H64ZM64 259H63V262H65V264H66V260L64 261ZM81 259V258H80ZM89 259H90V257H89ZM96 259V258H95ZM119 259V258H118ZM6 260V259H5ZM83 260V259H82ZM88 260V259H87ZM127 260V259H126ZM2 261V260H1ZM51 261V260H50ZM81 261V260H80ZM83 261H86V260H83ZM82 261V263H84ZM93 261V260H92ZM100 261V260H99ZM98 261V262H99ZM102 261H105V259L104 260H102ZM102 261H100L99 263L100 264H103L102 263ZM108 261V262H109ZM45 262V261H44ZM47 262V261H46ZM45 262V263H46ZM69 262V261H68ZM76 262H78V261H76ZM87 262H91V261H87ZM94 262H96V261H94ZM119 262V261H118ZM117 262V263H118ZM123 262V261H122ZM121 262V263H122ZM150 262V261H149ZM14 263V262H13ZM16 263V262H15ZM52 263H53V261H52ZM127 263V262H126ZM11 264V263H10ZM69 264V263H68ZM71 264H72V262H71ZM73 264H74V262H73ZM84 264H86V262L84 263ZM91 264H92V262H91ZM106 264H107V262H106ZM110 264V263H109ZM113 264V263H112ZM119 264V263H118Z\"/></svg>",
  "mask_w": 264,
  "mask_h": 264
}]
</instances>
